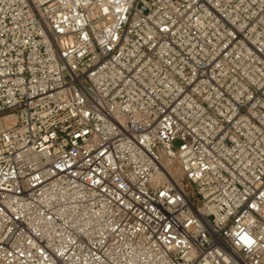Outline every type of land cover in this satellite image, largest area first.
<instances>
[{
	"label": "built area",
	"instance_id": "built-area-1",
	"mask_svg": "<svg viewBox=\"0 0 264 264\" xmlns=\"http://www.w3.org/2000/svg\"><path fill=\"white\" fill-rule=\"evenodd\" d=\"M0 264H264V0H0Z\"/></svg>",
	"mask_w": 264,
	"mask_h": 264
}]
</instances>
